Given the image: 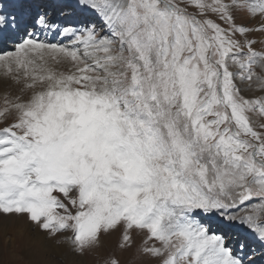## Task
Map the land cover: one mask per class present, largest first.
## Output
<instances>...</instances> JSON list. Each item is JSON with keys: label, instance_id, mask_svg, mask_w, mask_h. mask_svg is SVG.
Listing matches in <instances>:
<instances>
[{"label": "snow or ice", "instance_id": "1", "mask_svg": "<svg viewBox=\"0 0 264 264\" xmlns=\"http://www.w3.org/2000/svg\"><path fill=\"white\" fill-rule=\"evenodd\" d=\"M10 217L24 264H264V0H0Z\"/></svg>", "mask_w": 264, "mask_h": 264}, {"label": "rangeland", "instance_id": "2", "mask_svg": "<svg viewBox=\"0 0 264 264\" xmlns=\"http://www.w3.org/2000/svg\"><path fill=\"white\" fill-rule=\"evenodd\" d=\"M15 229L16 231H14ZM27 233L30 236L37 234L44 240L43 235L28 224L26 218L17 219L15 217H10L8 219H0V264H24L21 257L23 256L25 259L30 257V253L27 249V241L30 237ZM31 238L38 240L35 237ZM102 239V249L93 257L85 258L88 264H102V260L108 255L113 253L120 254L117 247L120 239L119 233ZM136 242L140 244L139 237ZM44 243L51 247L50 241H44ZM31 258L39 259V257L36 256H32ZM121 258L130 260L133 257L131 253H124ZM136 264H140V262L136 261Z\"/></svg>", "mask_w": 264, "mask_h": 264}, {"label": "bare ground", "instance_id": "3", "mask_svg": "<svg viewBox=\"0 0 264 264\" xmlns=\"http://www.w3.org/2000/svg\"><path fill=\"white\" fill-rule=\"evenodd\" d=\"M27 227V226H26ZM9 228V227H8ZM6 229V228H5ZM18 229V228H17ZM7 230V229H6ZM12 230V229H11ZM10 230V231H11ZM14 231H16V229L14 230ZM20 231V230H19ZM19 231H17V232H19ZM13 233V232H12ZM14 233H16V232H14ZM27 235L29 236V237H35V238H37L39 241H42V242H44V240L40 237V236H38L37 234H35V235H33V236H30L28 233H27Z\"/></svg>", "mask_w": 264, "mask_h": 264}]
</instances>
